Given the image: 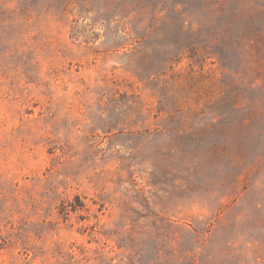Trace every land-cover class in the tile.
I'll use <instances>...</instances> for the list:
<instances>
[{"label":"rangeland","instance_id":"374dc122","mask_svg":"<svg viewBox=\"0 0 264 264\" xmlns=\"http://www.w3.org/2000/svg\"><path fill=\"white\" fill-rule=\"evenodd\" d=\"M0 264H264V0H0Z\"/></svg>","mask_w":264,"mask_h":264}]
</instances>
